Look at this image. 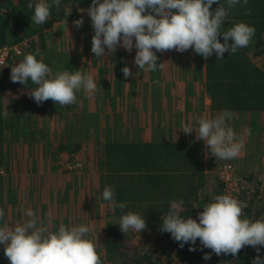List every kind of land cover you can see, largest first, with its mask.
<instances>
[{"label":"clouds","instance_id":"obj_1","mask_svg":"<svg viewBox=\"0 0 264 264\" xmlns=\"http://www.w3.org/2000/svg\"><path fill=\"white\" fill-rule=\"evenodd\" d=\"M61 3L62 0H29L27 7L32 12V22L44 25L52 7L59 8ZM216 3L217 0H91L86 9L94 29L91 52L100 58L119 47L128 52L135 48L132 62L144 71L162 67L157 62V53L172 49L179 52L192 49L204 58L215 54L222 59L226 51L231 54L247 47L256 28L239 21L223 30L231 10L247 5L248 0H220L213 10L212 5ZM71 10L65 9L66 17ZM73 23L77 28L82 27L84 17ZM38 53L39 49L25 54L11 67L10 73L14 83L35 85L29 95L37 104L49 99L63 106L76 104L77 92L84 90L92 95L97 91L92 75L80 70L57 69L53 73V68L38 58ZM122 72L125 78L134 75L127 64ZM232 119V111L223 109L213 117L201 116L195 123L181 121L177 129L185 134L195 131L196 138L204 142L218 161L230 160L239 156L244 147L243 140L229 124ZM102 199L113 209L126 207L125 202L116 199L112 185L103 188ZM181 204L173 201L160 224V231L170 233L181 248L187 244L190 251H196L199 240L201 251L209 248L216 255L236 256L245 246H264V216L245 217L246 201L227 193L217 194L203 205L198 219L182 215ZM26 215L28 219L10 226L5 220V210L0 208V246L10 264H102L97 246L89 236L92 231L89 225L60 224L57 230L49 231L35 211L29 208ZM118 224L125 234L129 230L141 233L147 227V218L139 212L128 211ZM204 259H210V254L205 253ZM252 264H264V257L258 254Z\"/></svg>","mask_w":264,"mask_h":264},{"label":"crops","instance_id":"obj_2","mask_svg":"<svg viewBox=\"0 0 264 264\" xmlns=\"http://www.w3.org/2000/svg\"><path fill=\"white\" fill-rule=\"evenodd\" d=\"M78 11L82 13L79 8ZM233 12L235 11L231 10L229 15L231 17L227 21L234 20L231 15ZM240 13L238 12V14ZM81 16L84 17L82 14ZM74 21H66V24L64 21L55 23L66 28L68 23ZM89 23L84 22L82 27H76L75 30L70 29L68 35L65 33V36L62 37L67 44H62L65 46L64 51L70 52V60L74 65L78 66V69H82L81 72L85 71L92 75L97 82L95 93L98 103L96 106H98L97 108L101 107L102 110L100 125L101 131H103L101 136L103 144L116 136L121 141L188 140L198 142L202 149L204 142L196 138L195 131L185 134L177 128L180 127L181 121L195 123L196 119L201 116L213 117L220 112L213 108L212 97L207 91V58L195 53L192 49L184 52L175 49L161 51L157 53L159 57L157 62L162 63L163 66L158 67L155 71L139 70L133 64L135 48L132 52H128L123 47H119L113 53L106 52L104 57L97 58L95 56L92 59L88 54L92 53L91 38L94 29L91 22ZM86 26L89 27L90 33L85 32L81 36V30L86 29ZM259 36L261 39L252 40L247 46L249 50L246 55L249 60L264 71V32L259 33ZM47 40L39 41L45 47L41 48L40 52L44 49L54 51L57 48L55 45H49ZM256 44L260 46L258 50V52L261 51L260 53H257ZM54 60H58V56ZM125 64L131 68L134 75L124 77L122 68ZM21 85L22 87H20ZM14 88H17L18 92H22V97L20 95L21 105L25 111L29 110L25 101L32 99L28 93L33 89V86L20 83ZM6 92L3 94L5 116L12 117L10 121L14 124L18 123L21 128L29 122L36 123L37 129L33 139L28 138L26 141L15 138L16 134L22 132V129L18 130L19 126H13L17 128L16 130L7 131L4 143L5 163L1 168L5 220H8L10 226H13L15 222H23L28 219L26 210L30 208L36 212L40 221L48 227L49 231L57 230L60 224H87L92 229L89 236L95 242L99 254L101 257L103 254H107L108 239L111 236L109 227L112 225L114 229L121 231L118 224L121 216L116 215V208L113 209L108 201L102 199V191L107 185L108 173L103 161L104 150L100 148L102 145H97L102 156L100 161L98 159L97 164H92L88 159V154L85 169L78 173L64 171L57 165L54 155V146L57 142L50 149L46 150L45 148L43 133L46 132V121H44V113H31V118L28 121L25 115L29 112L19 111L21 110L19 100L15 95L9 96ZM81 94H77V98L87 99L81 106L85 113H89L93 109L92 103H87L88 100H91L89 94L86 91H83V96ZM6 99H9V104L5 105ZM13 99L18 100V107H15ZM21 112L25 114L20 115ZM85 113L83 111V114L79 116V128L81 127L80 120L85 117ZM232 113L233 119L229 121V124L235 131L239 129L238 136L242 133V135L250 137L253 132L250 125H258L261 128H258L252 135L253 140L257 141V143H250L252 154H244V151L242 153L241 150L239 156L230 160L234 161L239 172L247 176H254L258 171L259 173L264 172V145L262 144L264 141V126H262L264 125V111ZM40 115H42V121L36 118ZM121 115L125 121L123 124ZM85 120V125L90 126L92 132L93 121L90 122L91 120L86 117ZM115 122L120 124H117L118 132L114 126ZM123 125L125 127L122 128ZM243 126L245 130L242 129ZM118 133H123V135ZM80 134V137L74 136L70 139L81 143L82 149L89 146L87 138H98L95 136L96 134ZM257 135L258 137H256ZM95 143L92 145L90 143V145L93 146ZM255 155L256 161L252 160L255 159L253 158ZM204 157L205 170L210 175L207 168L210 163L207 162L205 154ZM212 159L224 163V160L218 161L214 156ZM215 172L216 170L211 174V177ZM159 235L158 232L152 231L147 226L141 233L129 230L124 238H126V242L128 239L134 241L131 246L136 247L142 241L141 238L146 240L155 236L158 244L152 242V245L159 247L162 242ZM146 241L145 247L151 243ZM0 258L3 264H10L9 259L4 255L3 246H0Z\"/></svg>","mask_w":264,"mask_h":264},{"label":"trees","instance_id":"obj_3","mask_svg":"<svg viewBox=\"0 0 264 264\" xmlns=\"http://www.w3.org/2000/svg\"><path fill=\"white\" fill-rule=\"evenodd\" d=\"M76 2H88L91 4V0H62L59 8L52 7L48 21L44 25H36L32 22V12L27 7L29 0H0V47L8 44H20L22 47V53L19 55L14 54L9 60V67L1 72L0 113H4L3 94L8 89L17 87L20 84L19 82L14 83L10 78L14 58H19L22 54L35 53L39 49L38 58L48 63L53 68V73L57 69L68 71L82 70L77 69L78 66L74 65L72 60L58 59L55 61L52 59L50 54L52 49L48 51L44 49V52H40V49L45 47L42 43L37 42L35 37L40 32L51 29L57 21L79 19L81 13L76 7ZM219 3L220 0H217L212 9L214 10L218 7ZM66 8L72 9L68 17L65 15ZM232 10L235 11L231 14L234 20L226 21L223 25V30H227L236 22L245 21L256 28L252 40L261 39L259 33L264 32V0H248L247 5H238ZM237 11L241 13L238 14ZM220 39L223 42L222 36ZM25 40L26 44L23 45ZM255 48L257 53L261 52H258L259 45L256 44ZM248 50V47H244L231 54L226 51L222 59H218L215 54L207 57V91L212 97L214 109L219 111L230 109L232 112L264 111V71L249 60L246 55ZM29 84L33 88L35 87L31 82ZM13 103H15V107H18L17 99H13ZM29 104L31 105V107L29 106V113L25 115L28 121L33 112L40 114L50 107L61 111L65 109L63 105L56 104L51 99L42 104H37L36 102L33 104L32 100H29ZM101 114V107L95 111L85 113V117L91 120L90 122H94H92V132L90 131L91 127L85 125V117L80 120L81 127L77 128L80 133H85L86 135L96 134L95 136H98L95 145L101 144L102 147L100 148L104 150L103 161L108 171L107 185L114 186L116 199L126 203V207L123 210L116 208V215L122 216L128 211H134L143 214L147 218V226L152 231L160 234L161 245L164 247L162 251L160 250V253L163 259L166 258L165 261H169L164 264L174 262L176 264H252L253 258L258 254L264 257V246L258 245L255 248L245 246L236 256L223 253L216 255L209 248H204L203 251L199 250V240L197 241V250L190 251L187 244L181 248L179 243L171 237L170 233L161 232L160 224L163 216L167 214L173 201L182 202V215H190L198 219V213L203 210L204 204L210 202L213 196L225 193L224 182L217 173H214L212 177L216 186L212 187V189L208 188L209 175L205 170V157L198 142L166 139L121 141L115 136V138H110L103 144L101 137L103 131H101L100 125ZM11 118L10 116L0 115V208L3 209L4 191L1 168L5 163L4 143L7 131L10 129L16 130L17 128L13 126H19L18 123L14 124L10 121ZM19 129H22V132L20 131L16 134L15 138L26 141L35 135L37 125L29 122L22 128L19 126ZM54 148L55 159L59 161L61 152H68L71 159V155L75 152L79 153L83 145L72 141L70 137L66 136L65 138L60 137ZM83 163L82 167L85 169L87 166L86 161L84 160ZM65 169L66 172H73V170L70 171L68 168ZM244 177L249 180L259 181L255 176L245 175ZM260 195L261 192L258 190L254 197L250 199L249 206L243 214L245 217L258 219L264 216V198L260 199ZM253 206L258 209V214L256 215L253 214L255 209ZM110 226L112 227V225ZM111 227H109L111 236L108 239L107 249L110 255L109 258H113L112 260L116 264H163L158 258L160 257L158 252L153 257L146 251L142 253H140L141 251H134L129 256V245L125 241V234ZM257 248H259V253ZM205 253L210 254V259H204ZM0 264H3L1 258Z\"/></svg>","mask_w":264,"mask_h":264},{"label":"rangeland","instance_id":"obj_4","mask_svg":"<svg viewBox=\"0 0 264 264\" xmlns=\"http://www.w3.org/2000/svg\"><path fill=\"white\" fill-rule=\"evenodd\" d=\"M76 4H77V6L76 7H78L79 8V10H82L83 11V9H84V11L81 13L82 15H84V22L85 23H88V24H90L89 22H90V18H89V16H88V14H87V11H86V9L88 8V5H90V3H88V2H82V3H78V2H76ZM71 8V7H70ZM89 27L88 26H86V29H82L81 30V36L85 33V32H87L88 34L90 33V30L88 29ZM70 29H72V30H75L76 29V26L73 24V23H68L67 24V26H66V28L65 27H62L61 25H59V24H56V23H54V25L52 26V28L51 29H47V30H44V31H42V32H40L39 34H37L35 37H36V40H37V42H39V41H41V39H44V40H47V39H49V40H47L48 41V44L50 45V44H52V46H54L55 45V47H57L54 51H52L50 54L52 55V59H55V57L56 56H58V59L59 60H70V58H71V54H70V52H68V51H64V49H65V46H63V44L62 43H64V44H67V43H65V41H64V39L62 38V37H64L65 36V33H66V35H68V31L70 30ZM50 41V42H49ZM59 48V49H58ZM92 59L95 57V54L94 53H90V54H88ZM23 57H24V54H22V55H20V57L19 58H14L13 59V61H14V64H16V63H18L19 61H21L22 59H23ZM79 64V63H78ZM77 64V65H78ZM78 69V68H77ZM85 70V69H84ZM84 73H85V71H84ZM20 87H22V85L20 86ZM20 89V88H19ZM22 89V88H21ZM83 91L84 90H82L81 92H82V94L80 93V92H77L76 93V95L78 94H81V96H83ZM9 96H11V95H15L16 96V98L19 100V102H20V99H21V97H22V92L20 93V92H18L17 91V88H13L12 90H9V91H7L6 92ZM18 93V94H17ZM17 94V95H16ZM29 94V93H28ZM20 95H21V97H20ZM20 97V98H19ZM89 98L91 99L90 101L88 100V102L87 103H89V102H91L92 103V105H93V109H92V111H95V110H97L98 108V106H96V104L98 103L97 102V95H96V93H94V94H92V95H89ZM9 100V99H8ZM8 100L6 99V101H4V103H5V105L6 104H9V102H8ZM32 100V103L33 104H35V101H34V99L32 98L31 99ZM85 100H87L86 98H82V99H79L78 98V102L76 103V104H69V105H65L64 106V110L63 111H61V110H58V109H56V110H54L53 109V107H50V108H48V109H46V110H44L43 111V113H44V115H45V119H44V121H46V126H45V131L46 132H44L43 133V137H45V139H44V144H45V148H46V150L47 149H50L51 148V146H53L54 145V143H56L59 139H60V137H66V136H68V137H74V136H77V137H80L81 136V134H80V131H79V127H78V124H79V116H80V114H83V111H84V113H85V110L82 108V106L81 105H83V101H85ZM25 102H27L26 103V105H28V106H30L31 107V105L29 104V100H27V101H25ZM19 106H20V109L21 110H19V111H25L24 110V107H22L23 105H21V102H20V104H19ZM11 108V107H10ZM23 109V110H22ZM8 111V110H7ZM25 112H28V110L27 111H25ZM23 112H21V113H19L20 115L22 114ZM34 113V112H33ZM23 114H25V113H23ZM43 115V116H44ZM122 115H124V114H122ZM121 115V116H122ZM125 117V116H124ZM36 118H38L37 120H40V121H42L43 119H42V115H40V116H36ZM121 123L123 124V123H125V121H124V119H123V116L121 117ZM117 124H119V122H115V127H116V132H118V130H117ZM120 125V124H119ZM127 127H130L129 125H126ZM262 126H264V125H262ZM78 127V128H77ZM118 127H120V126H118ZM122 128L123 127H125V125H123V126H121ZM250 127L251 128H253L252 129V131L254 132H251V135H250V137H249V135H242V133H240L239 134V136H238V138H240V139H242L243 140V142H244V147H243V149H242V153H243V151H244V154H252V152H251V150H250V145L251 144H253L252 142H255V143H257V141H255V140H253V137H252V135L253 134H255L256 133V130L258 129V128H261L260 126H258V125H250ZM240 128V127H239ZM242 129H244L245 130V127L243 126L242 127ZM263 130V129H262ZM236 131H237V133L239 132V129L237 130L236 129ZM244 132V131H243ZM119 134V133H118ZM119 135H123V133H121V134H119ZM238 135V134H237ZM256 137H258V135L256 136ZM250 138V139H249ZM255 138V137H254ZM41 140V139H40ZM87 140H88V143H89V146H87L88 148H84V149H82L79 153L77 152H75L73 155H71V159H70V155L68 154V152H61L60 154H59V161H56V163H57V165L61 168V169H63V170H65L66 171V169L65 168H67L68 166H69V162L67 161L68 159H70V160H72L70 163H72V162H74L75 160H76V158H78V160L79 161H81L82 163H83V161L85 160L86 161V158H87V156H88V154H89V157H88V159L92 162V164H97V162H98V159H99V161L102 159V156H101V151H100V148H99V146H97V145H93V146H91L94 142H97L96 141V139L95 138H87ZM90 143H91V145H90ZM251 143V144H250ZM263 145H264V141H263V143H262ZM203 146H202V150H203V153L205 154V156H206V160H207V162L208 163H210L209 165L210 166H208L207 168H208V173L210 174L209 175V182H208V184H209V186H208V188L210 187L211 189H212V187H214V186H216V185H214L215 184V181L213 180V177H211V174L214 172V170H216V172L215 173H218V171H219V169L221 168V162L219 163V162H216V161H214V159H212L213 158V156L210 154V152L208 151V149L205 147V144L203 143L202 144ZM91 148V149H90ZM254 154V153H253ZM253 158H255V159H252V160H254V161H256V155L255 156H253ZM224 163H233L234 165H235V167L237 168L236 169V171H237V173L238 174H240V175H242V176H245V174H243L242 172H239V169H238V167L236 166V164L234 163V161H232V160H224ZM83 165H84V163H83ZM223 165V164H222ZM82 169H84L83 167H81V168H79V169H77V170H75V171H73V172H71V173H78V172H80V171H82ZM69 172V171H68ZM213 176V175H212ZM256 178H258V179H260L261 178V180H264V172L263 171H261V173H259V171H258V173H256L255 175H254ZM261 184V183H260ZM209 188V189H210ZM216 188H219V187H216ZM217 190V189H216ZM254 207V206H253ZM260 207V206H259ZM258 207V208H259ZM255 208V207H254ZM253 208V209H254ZM253 214L254 215H256V214H258V209H257V207L253 210ZM172 239V238H171ZM170 239V240H171ZM140 240H142V241H140V243H139V246H136V247H133V246H131L132 244H133V242L134 241H132L131 239H128V241H127V243H128V245H129V256H131L132 254V252H134V251H132L133 249H135V251L136 250H138L137 252H139V251H141L140 253H142V252H144V251H146V253H148L150 256H156V253L158 252L159 254H160V257H158L161 261V263H166V262H169V261H165V259H163V257H162V254L160 253V250L162 251L163 249L162 248H164L163 247V245H160L159 247H157V246H154V245H152V242L154 243V244H158V240H157V238L155 237V236H153V237H151L150 239H146V240H148L149 242H151L150 243V245H147L146 247L144 246L146 243H147V241L145 240V238H141ZM144 241V242H143ZM160 244V243H159ZM131 254V255H130ZM159 256V255H158ZM110 257V255L107 253V254H103V256L101 257L102 258V260H103V264H116V262L114 261V260H112L111 258H109ZM157 258V259H158ZM162 258V259H161ZM107 259V260H106ZM169 264V263H168ZM171 264H176L175 262L174 263H171Z\"/></svg>","mask_w":264,"mask_h":264},{"label":"built area","instance_id":"obj_5","mask_svg":"<svg viewBox=\"0 0 264 264\" xmlns=\"http://www.w3.org/2000/svg\"><path fill=\"white\" fill-rule=\"evenodd\" d=\"M26 44V40L23 45ZM22 47L20 44L14 45H4L0 47V75L3 69L9 67V60L14 54H21ZM69 166L67 167L70 171L77 170L83 166V163L76 158V160L70 163L72 160L68 159ZM217 175L224 182V191L227 194L235 196L239 200L246 201L247 207L249 206V201L254 197V194L260 190V199L264 198V181L259 179V181L249 180L246 177L240 175L236 171V167L231 163H225L219 169ZM261 183V184H260ZM246 207V208H247ZM243 209V214L246 211Z\"/></svg>","mask_w":264,"mask_h":264}]
</instances>
